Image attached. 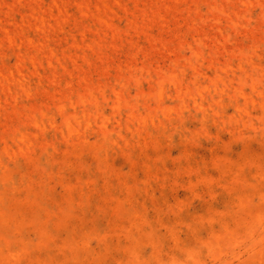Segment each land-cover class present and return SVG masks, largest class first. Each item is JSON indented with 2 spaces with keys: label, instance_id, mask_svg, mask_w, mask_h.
I'll return each instance as SVG.
<instances>
[{
  "label": "rangeland",
  "instance_id": "374dc122",
  "mask_svg": "<svg viewBox=\"0 0 264 264\" xmlns=\"http://www.w3.org/2000/svg\"><path fill=\"white\" fill-rule=\"evenodd\" d=\"M0 264H264V0H0Z\"/></svg>",
  "mask_w": 264,
  "mask_h": 264
},
{
  "label": "bare ground",
  "instance_id": "6f19581e",
  "mask_svg": "<svg viewBox=\"0 0 264 264\" xmlns=\"http://www.w3.org/2000/svg\"><path fill=\"white\" fill-rule=\"evenodd\" d=\"M32 201V200H31Z\"/></svg>",
  "mask_w": 264,
  "mask_h": 264
}]
</instances>
